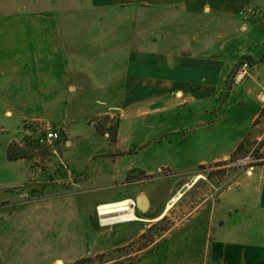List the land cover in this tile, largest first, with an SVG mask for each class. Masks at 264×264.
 <instances>
[{
    "label": "crops",
    "instance_id": "crops-1",
    "mask_svg": "<svg viewBox=\"0 0 264 264\" xmlns=\"http://www.w3.org/2000/svg\"><path fill=\"white\" fill-rule=\"evenodd\" d=\"M248 6L256 12L245 19ZM244 58L247 76L226 90ZM263 109L264 0H0V190L61 174L56 185L68 180L71 191L1 214L0 260L71 263L145 236L167 213L173 185L149 199L160 211L152 218L103 227L96 207L136 201L151 179L138 170L163 169L171 183L173 172L230 158L245 139L264 153V122L255 124ZM112 116L113 139L94 123ZM29 120L61 127L67 172L8 158ZM155 231L129 264H264V163Z\"/></svg>",
    "mask_w": 264,
    "mask_h": 264
},
{
    "label": "rangeland",
    "instance_id": "rangeland-1",
    "mask_svg": "<svg viewBox=\"0 0 264 264\" xmlns=\"http://www.w3.org/2000/svg\"><path fill=\"white\" fill-rule=\"evenodd\" d=\"M250 15L248 18H250ZM247 60L246 58H244ZM242 61V60H240ZM239 61V63H240ZM249 61V60H248ZM250 62V61H249ZM241 81V80H240ZM239 81V82H240ZM233 80V75L226 80L225 88L226 90L233 88L235 84ZM234 84V85H233ZM226 92H221L219 95V99L223 101L225 98ZM263 117H264V109H263ZM88 117H83L82 122L86 124L85 120ZM94 119L90 118L88 121H93ZM95 126L100 133H108L111 139L115 138L117 135V131L119 129L120 118L118 116L112 117H102L99 120H94ZM97 121V122H96ZM264 122L261 119L258 123ZM40 123H45L44 121H34L29 120L25 121V123L19 127L17 132L14 135V139L11 143H13V149L19 148L20 152L23 153L26 157L32 159L34 168L40 169L46 168L48 166H59L64 169V173L67 172L69 168V164L62 160V162L57 157L59 151L64 148V136L62 135L61 127L55 125L60 131V140L51 144H46L37 140L40 137V133L37 130ZM262 128L264 129V124H262ZM253 141L245 139V143L248 144L245 146L237 155L234 157L238 158L240 155L243 156L239 158L241 160H247L249 163L245 164V166H240L241 164L236 161H225L221 164H212L201 168L190 169L185 172H173V179L170 183V180H167L166 174H171L168 171L160 170V172L156 175L147 176L144 171L138 170L136 171V175L145 179L151 178L146 187L144 186V192L140 194L145 195L147 199V206L143 209L137 208L136 215L139 218H152L160 211L151 212L156 205L152 203L150 206L149 199L151 201L155 199V201L161 200L162 194L166 190L167 186L171 184L173 185V189L169 193L163 194V201L166 198L169 201L173 196L179 195L178 200L171 205V209L167 210L163 218H160L156 221L151 222L150 230L158 232L159 230L169 229L178 225L184 220L190 213L195 212L197 207L203 200L206 198L212 199L215 194H217L224 185L244 167H250L252 164L258 163V159L251 160L248 158V155L251 153L255 155L259 153L257 149L251 147V143ZM15 143V144H14ZM136 146L135 148H138ZM250 152V153H249ZM240 167V168H239ZM43 177H47L39 183L38 186H32L31 183H27L22 187H19L17 190L14 189H2L0 190V215L3 213L11 212L12 210L24 205V201L36 200L38 198H42L45 196H52L56 194H64L71 192L69 190L70 186H68V180H65L64 185H56L58 183L59 178L63 179L61 174L51 175ZM56 179V180H55ZM164 180V181H163ZM63 183V182H62ZM57 189V190H55ZM63 189V190H60ZM60 190V192H59ZM51 191V192H50ZM110 190H105L102 194L108 195L111 194ZM158 194V195H157ZM159 197V198H158ZM143 202V200H141ZM90 204H88L89 206ZM95 210V209H94ZM97 215V212H96ZM11 219V217H7L3 221L7 222ZM150 223V222H148ZM150 230L148 234L138 238L137 240L123 245L121 247H115L112 251H107L102 254V256L97 257V259H102V261H97L96 264H129L133 263L139 256V248L148 245L151 240H153V235L150 234ZM8 244V243H6ZM3 245H5L3 243ZM10 245V244H9ZM13 246V245H12ZM141 250V249H140ZM93 255V254H92ZM94 256V255H93ZM94 257V258H96ZM96 260V259H95ZM93 261L89 264H93ZM0 264H6L5 261L0 260ZM60 264V263H57ZM88 264V263H84Z\"/></svg>",
    "mask_w": 264,
    "mask_h": 264
},
{
    "label": "built area",
    "instance_id": "built-area-1",
    "mask_svg": "<svg viewBox=\"0 0 264 264\" xmlns=\"http://www.w3.org/2000/svg\"><path fill=\"white\" fill-rule=\"evenodd\" d=\"M256 12V8L254 6H248L245 9H243V11H241V15L243 16V18H247L250 15H253ZM250 67V62L248 60H242L238 66L236 67L234 74H233V80H235V82H239L240 80L244 79L247 74H248V70ZM37 130L40 133V137L37 138V140H40L41 142H44L46 144H53L57 141L60 140V131L59 129L50 123H40L39 127H37ZM249 158V156H248ZM241 162L245 163V160H240ZM175 196H173L168 202H170L171 200L174 199ZM178 200V199H177ZM125 201L127 202V207L128 209L126 210V212H129V209H132V212L136 214V202L135 200L128 198L125 199ZM176 202V201H175ZM174 202V203H175ZM96 212H97V217H98V222L101 226L103 227H108L111 225H114L115 223L118 222H123V221H133L135 220V217H125L122 220H107V221H103L102 220V216L98 210V206L96 207Z\"/></svg>",
    "mask_w": 264,
    "mask_h": 264
},
{
    "label": "trees",
    "instance_id": "trees-1",
    "mask_svg": "<svg viewBox=\"0 0 264 264\" xmlns=\"http://www.w3.org/2000/svg\"><path fill=\"white\" fill-rule=\"evenodd\" d=\"M261 119H263L264 120V117H263V111H261V114L259 115V117L255 120V124L256 123H258ZM15 144V143H14ZM12 145H13V143H10V145H9V147H8V149H7V156H8V158L9 159H12V160H14V159H17V158H23V157H26L23 153H21L20 152V149L18 148H14L13 149V147H12ZM248 144H246L245 143V140H243V142H241L240 144H239V146H238V148L235 150V152L230 156V158L228 159V160H231V161H236L237 163H239V164H241L240 166H245V164H247V163H249V161H247V160H245V163H243V162H241L240 160L241 159H239V158H242L243 156H239L238 158H234V157H237V155L239 154V152L245 147V146H247ZM255 142L253 141L252 143H251V147L253 146L254 147V149H257L258 150V147H259V145L257 144V145H255ZM259 151V150H258ZM250 153V152H249ZM249 156V158L251 159V160H256V159H258L259 161H258V163H264V153H256L255 155H252L251 153L248 155ZM228 160H224V161H219V162H215V163H213V164H221L222 162H225V161H228ZM258 163H255V164H258ZM255 164H252V165H255ZM210 165H212V164H210ZM206 166H208V165H206ZM201 167H205L204 165H201V166H198L197 168H201ZM100 257V256H102V254H96V255H87V256H84V257H82V258H79V259H77V260H75V261H73V262H71V263H64V264H84V263H91V261H93L92 263L93 264H96L97 263V261L99 260V261H102V259H97V257ZM94 257H96V258H94ZM96 259V260H95Z\"/></svg>",
    "mask_w": 264,
    "mask_h": 264
},
{
    "label": "bare ground",
    "instance_id": "bare-ground-1",
    "mask_svg": "<svg viewBox=\"0 0 264 264\" xmlns=\"http://www.w3.org/2000/svg\"><path fill=\"white\" fill-rule=\"evenodd\" d=\"M179 198V195L177 194L173 200H171L167 205H166V211L171 207V205L174 204L175 201ZM128 209L127 207V202L124 200L122 201H115L111 203H102L98 205V210L102 216L103 221L107 220H122L125 217H135V220H140V218L135 214V212H132V209H129V212L127 213L126 210Z\"/></svg>",
    "mask_w": 264,
    "mask_h": 264
},
{
    "label": "water",
    "instance_id": "water-1",
    "mask_svg": "<svg viewBox=\"0 0 264 264\" xmlns=\"http://www.w3.org/2000/svg\"><path fill=\"white\" fill-rule=\"evenodd\" d=\"M141 200H143V202ZM135 202L137 208L143 209L147 206V199L145 195H141L140 197H138V199ZM94 236H95V232L93 230H90L88 232L89 244L93 242Z\"/></svg>",
    "mask_w": 264,
    "mask_h": 264
}]
</instances>
